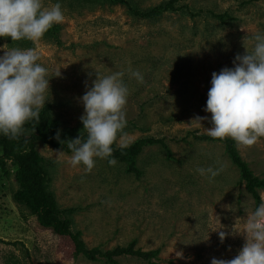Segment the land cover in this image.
Segmentation results:
<instances>
[{"label":"rangeland","instance_id":"374dc122","mask_svg":"<svg viewBox=\"0 0 264 264\" xmlns=\"http://www.w3.org/2000/svg\"><path fill=\"white\" fill-rule=\"evenodd\" d=\"M163 1L133 0L142 10ZM56 3L65 16L59 24L62 44L45 37L25 44L0 38V48L39 50L38 62L50 80L46 104L52 105L62 132L76 130L74 139L81 134V98L97 73L122 72L129 89L127 135L118 138L116 147L154 138L164 140L173 155L169 158L161 144L146 147L138 157L137 178L118 162L110 165L108 158H95L91 172L82 164L73 167L72 154L37 143L60 209H76L73 231L82 232L88 248L103 251L136 240L135 249L160 250V264H211L213 258L238 255L246 243L244 219L256 208L254 199L225 146L196 137L208 135L205 129L212 127L205 111L212 74L233 68L236 55L246 54L243 42L251 51L254 35L264 33V0H181L179 5L201 14L167 13L155 21L134 17L124 6L44 0L45 6ZM206 11L227 13L232 20L221 23ZM129 69L139 71L143 82L131 77ZM196 116L207 117L202 126L190 125ZM237 147L254 174L264 179V138L251 148ZM208 167L221 171L213 179L196 171ZM17 189L14 175L0 172V264H105L75 257L69 237L42 228L15 204ZM223 229L229 235L221 242L217 231ZM177 252L184 258H177ZM119 261L146 264L135 257Z\"/></svg>","mask_w":264,"mask_h":264},{"label":"clouds","instance_id":"9594fccd","mask_svg":"<svg viewBox=\"0 0 264 264\" xmlns=\"http://www.w3.org/2000/svg\"><path fill=\"white\" fill-rule=\"evenodd\" d=\"M64 19L59 3L45 6L44 0H0V38H11L13 43L37 42ZM253 40L251 51L243 42L246 54L236 55L233 68L226 67L212 74L205 109L211 114L212 127L205 129L208 136L220 140L231 138L245 148L255 146L264 138V33L255 34ZM0 51L4 53L0 56V133L16 139L24 134L26 123L39 120L47 103L50 80L47 68L38 62L41 56L37 48H10L5 44ZM129 73L143 82L139 71L129 69ZM60 74L59 71L56 76ZM123 75L122 72L104 76L97 73L92 86L82 96L83 130L79 138L66 142L73 167L82 164L91 172L95 158L111 157L112 146L118 138L127 135L124 129L129 89ZM206 119L196 116L190 125L202 126ZM56 139L60 141L59 132ZM58 153L63 155L64 151ZM108 163L115 166L117 161L109 159ZM196 171L213 179L221 169L208 167ZM235 225L231 230L233 235ZM243 229L246 243L238 255L232 259L213 258L211 264H264V192H261L260 204L244 219ZM217 232L221 242L229 235L224 229ZM176 256L184 258L183 252H177Z\"/></svg>","mask_w":264,"mask_h":264},{"label":"trees","instance_id":"16d2710c","mask_svg":"<svg viewBox=\"0 0 264 264\" xmlns=\"http://www.w3.org/2000/svg\"><path fill=\"white\" fill-rule=\"evenodd\" d=\"M76 1L90 4L102 3L103 6L110 7L124 6L128 9L130 15L150 21L158 20L167 13H181L192 18L201 14V12L192 11L188 5H179L181 0L163 1L148 10L140 9L133 0ZM204 13L219 19L224 24L229 21L228 18L232 20V17L227 13L224 15H218L212 11ZM61 29V25L55 24L43 37L54 39L58 44H62L60 41ZM25 41L27 40L16 43L25 44ZM60 127L59 120L53 116L52 105L46 104L40 112L39 120L33 119L26 123L23 135L16 139H11L0 133V172L2 175H14V179L18 184V189L13 195L15 204L36 217L37 222L42 228L52 230L59 236L69 237L74 244V256L77 258H82L91 263L120 264L119 258L121 257H135L146 264H160V250L144 252L141 249H135L137 245L136 240L126 247H117L114 250L103 251L100 247L88 248L82 239V232L73 231L72 226L74 222L72 214L76 212V209H60L50 189L51 179L48 165L45 158L36 148L37 143H43L54 149H61L66 153L72 154L67 148L66 142L74 139L76 130H65L62 132ZM58 132L60 134V141H64L65 144H61L56 139ZM79 137L80 135L76 138ZM196 139L203 142L221 143L225 146L227 156L239 170L245 189L252 196L257 207L261 202L260 191L264 192V179L257 177L249 164L243 160L237 144L231 138L220 140L213 139L208 135H199ZM155 144H161L166 150L167 156L173 158L172 152L164 140L146 138L136 141L128 147H116L114 144L112 146L113 155L108 157V159H115L125 167L128 173H133L139 178L141 171L137 166L138 157L146 147Z\"/></svg>","mask_w":264,"mask_h":264}]
</instances>
